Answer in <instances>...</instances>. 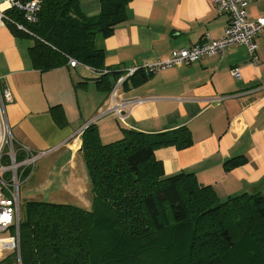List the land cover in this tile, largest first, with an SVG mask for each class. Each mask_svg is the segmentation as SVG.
Instances as JSON below:
<instances>
[{
	"label": "crops",
	"instance_id": "0c3cea01",
	"mask_svg": "<svg viewBox=\"0 0 264 264\" xmlns=\"http://www.w3.org/2000/svg\"><path fill=\"white\" fill-rule=\"evenodd\" d=\"M78 2L85 15L99 12V0ZM245 10L249 20L264 17V0ZM126 15V22L103 40L104 66L123 71L165 60L172 50L197 45L205 35L217 40L228 22L209 0H133ZM9 31L0 27V77L13 98L4 107L5 118L17 145L45 153L23 183H47L51 167L65 158L58 173L62 183L50 196L59 195L58 203L88 210L89 181L79 155L81 140L75 138L89 123L96 125L104 144L121 136L119 121L108 111L113 106L110 96L96 90L91 79L99 74L87 67L32 70L28 48L33 42L19 40ZM20 41H28L25 50ZM255 43V64L245 46H231L221 56L168 68L135 86L140 75H132L117 88L116 103L132 101L126 108L128 126L120 123L122 128L146 134L188 128L193 142L189 148H161L154 156L163 163L165 176L192 173L200 184L212 186L221 201L255 193L264 198V34ZM78 68L77 79H82L78 83L94 84L95 103L91 98L80 100L78 91L88 83L75 88L71 71ZM234 69L239 70V79L231 75ZM56 106L57 120H65L62 127L51 113ZM73 139L78 149H72ZM235 157L245 158L246 164L224 172L223 164Z\"/></svg>",
	"mask_w": 264,
	"mask_h": 264
},
{
	"label": "trees",
	"instance_id": "16d2710c",
	"mask_svg": "<svg viewBox=\"0 0 264 264\" xmlns=\"http://www.w3.org/2000/svg\"><path fill=\"white\" fill-rule=\"evenodd\" d=\"M37 1L35 22H26L15 10L6 12L5 22L14 37L33 42L28 48L32 70L46 73L70 67L73 60L97 72L91 79L96 90L110 95L125 71L104 66L103 40L126 22L133 0H99L95 16L83 14L78 0ZM137 74L134 86L148 79ZM58 108L51 109L56 120ZM57 123L62 127L64 118ZM80 140L91 207L26 202L19 219L20 264H264L260 193L221 201L192 173L165 176L163 163L156 160L158 149L189 148L188 128L163 134L122 128L121 139L104 144L91 124ZM246 162L243 157L226 160L224 172Z\"/></svg>",
	"mask_w": 264,
	"mask_h": 264
},
{
	"label": "built area",
	"instance_id": "2783aa9c",
	"mask_svg": "<svg viewBox=\"0 0 264 264\" xmlns=\"http://www.w3.org/2000/svg\"><path fill=\"white\" fill-rule=\"evenodd\" d=\"M214 11L218 15L228 16V22L221 38L212 40L208 35L189 48L174 49L165 60H157L153 63H147L142 66L132 67L118 77L116 86L111 90L110 102L112 108L108 109L122 125L128 126V112L126 108L132 104V101H120L117 88L130 76L137 72L144 75L154 76L155 74L172 67H181L191 65L203 57L221 56L228 47L245 46L251 56L252 64L257 62L255 56L257 47L255 38L264 34V17L256 20H249L245 8L259 0H209ZM39 2L37 0H0V27L5 26L7 20L6 12L15 10L23 15L26 22L33 23L37 20L39 11ZM17 29L24 30L22 24L15 25ZM71 68L78 66L75 61H69ZM231 75L239 79L238 69L231 70ZM11 91L3 83L0 77V255L9 252L16 257V264H20L19 255V225H20V187L23 180H27L34 169L36 161L45 153H34L27 147L17 145L10 133L5 118V106L13 101ZM218 99L216 101H220ZM83 130V129H82ZM82 131L78 133L75 140H79ZM73 139L72 149H78V145ZM7 234L2 238L1 235ZM2 256L0 257L1 260Z\"/></svg>",
	"mask_w": 264,
	"mask_h": 264
},
{
	"label": "rangeland",
	"instance_id": "374dc122",
	"mask_svg": "<svg viewBox=\"0 0 264 264\" xmlns=\"http://www.w3.org/2000/svg\"><path fill=\"white\" fill-rule=\"evenodd\" d=\"M28 41H20L18 44L21 48L25 50V47L27 46ZM81 68H78L76 70H72L71 74L76 78L75 82L78 83L81 80L77 79L76 72H78ZM87 86L84 88H81L79 92L80 100L83 101L85 99H92V101L95 103L97 98H95V87L94 84L91 81L87 82ZM119 129H122L121 124L118 122ZM117 128V129H118ZM121 139V136L116 139L119 140ZM114 140V141H116ZM65 160L63 158L62 160L60 159L59 162L54 164L49 172L50 178L47 180V183H43L40 185H34L31 182H22L21 187H20V216H23V211H24V204L29 201H43V202H51V203H58L60 202L58 197L59 195H56L57 197L54 198L53 196H50V194L59 188V185L62 183V177L58 176L60 166L63 164L62 162ZM68 171L67 168L63 170L64 173ZM61 172V169H60ZM25 180V179H24ZM89 210V208H88ZM2 238L7 237V234L1 235ZM2 256L0 260V264H16V257H14V254H10L9 252L2 253L0 257Z\"/></svg>",
	"mask_w": 264,
	"mask_h": 264
},
{
	"label": "water",
	"instance_id": "95a60500",
	"mask_svg": "<svg viewBox=\"0 0 264 264\" xmlns=\"http://www.w3.org/2000/svg\"><path fill=\"white\" fill-rule=\"evenodd\" d=\"M88 125H90V123H89ZM88 125H86L83 129H85V128L87 129ZM81 130H82V129H81Z\"/></svg>",
	"mask_w": 264,
	"mask_h": 264
},
{
	"label": "bare ground",
	"instance_id": "6f19581e",
	"mask_svg": "<svg viewBox=\"0 0 264 264\" xmlns=\"http://www.w3.org/2000/svg\"><path fill=\"white\" fill-rule=\"evenodd\" d=\"M109 106V105H108Z\"/></svg>",
	"mask_w": 264,
	"mask_h": 264
}]
</instances>
